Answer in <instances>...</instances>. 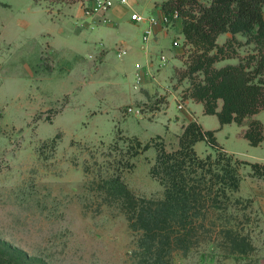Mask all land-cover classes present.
Listing matches in <instances>:
<instances>
[{
  "label": "rangeland",
  "instance_id": "rangeland-1",
  "mask_svg": "<svg viewBox=\"0 0 264 264\" xmlns=\"http://www.w3.org/2000/svg\"><path fill=\"white\" fill-rule=\"evenodd\" d=\"M74 1L39 3L64 20ZM209 2L157 0L167 10L177 7L181 18L159 30L165 39H154L159 46L143 63L130 53L118 59L116 46L79 56L65 34L58 51L28 65L27 79L0 81V264H264V163L236 166L224 158L237 170V190L228 181L206 183L211 199L189 211L193 224L183 230L171 221L164 238L156 229L148 242L137 222L163 195L154 171L158 149H178L188 112L194 117L204 106L194 94L210 69L252 67L264 55L246 36L207 28L185 41V21L197 19ZM13 15V6H0V23ZM173 39L180 48L171 46ZM148 63L153 71L136 83ZM255 115L237 124L243 137L250 131L264 137ZM208 148L195 152L211 155L216 169L225 154Z\"/></svg>",
  "mask_w": 264,
  "mask_h": 264
},
{
  "label": "trees",
  "instance_id": "trees-1",
  "mask_svg": "<svg viewBox=\"0 0 264 264\" xmlns=\"http://www.w3.org/2000/svg\"><path fill=\"white\" fill-rule=\"evenodd\" d=\"M39 1L33 0L35 3ZM76 1L79 0L74 2ZM175 9L178 10L177 7L167 10L166 5L160 6L161 12L169 13ZM200 12L197 19L185 21L181 29L185 41H194L196 36L205 34L207 28L212 34L229 32L232 37L236 34L246 36L249 42L258 46L259 53L263 51L264 0H210ZM208 61L209 67L214 60L208 57ZM207 66L199 63L198 67L206 70ZM248 68L251 70L246 71ZM210 72L213 74L206 76L204 85L198 86L194 97L204 101V114L217 116L221 126L232 122L241 124L244 117L258 114L261 109H264V79L258 78L264 76V55L256 59L252 67L247 62L245 66H226L218 71L210 69ZM218 99L222 101L220 107L216 106ZM253 124L251 122L250 125ZM260 126L263 129L261 123ZM214 133V131H205L199 124L190 121L179 137L178 149L170 153L162 147L158 149L154 171L156 178L164 187L163 195L158 203L154 204L155 207L150 205L143 208L137 220L144 229L148 242L155 240L156 229L160 230L159 238H164L165 228L171 221L182 230L188 224L190 226L193 224L189 220V211L195 209V205L211 199L213 187L206 186V183L211 186L228 181L232 192L237 190L240 181L237 170L232 169L231 165L227 167L222 164L224 158H228L225 159L228 163L233 160L236 166L242 164L254 167L253 164L227 154L216 142ZM258 136L256 139L250 131L244 138L250 145L258 146L264 140L262 133ZM200 141L206 142L210 148L225 154L218 156L216 162L218 168L214 169L213 165L208 164L212 159L211 155L203 159L198 157L194 145ZM125 194L129 198V193L125 192ZM132 212L134 213L133 210ZM128 220L131 227L136 228L131 211H129Z\"/></svg>",
  "mask_w": 264,
  "mask_h": 264
},
{
  "label": "crops",
  "instance_id": "crops-1",
  "mask_svg": "<svg viewBox=\"0 0 264 264\" xmlns=\"http://www.w3.org/2000/svg\"><path fill=\"white\" fill-rule=\"evenodd\" d=\"M128 3V6H114L103 17L86 18L83 9L90 6L92 0H79L67 9L62 20L59 19L60 16H53L44 4L33 0H0L2 8H15V15L0 23V81L6 85L7 80L27 79L28 65L37 63L49 49L58 51L65 34L71 45L68 50L79 56H90L91 49L95 46L106 51L116 46L117 49L125 48L127 54H133L143 63L142 59L148 58L159 46L154 39L163 35V32L156 29L150 42L145 45L142 42L145 24L132 21L130 15L138 13L143 18L159 15V5L157 0H128ZM153 68L149 63L143 66L142 73L140 72L142 79ZM260 114L261 112L254 117L264 127L263 121L258 119ZM186 120V124L194 121L203 130L214 131L216 142L234 158L250 164L264 163V143L250 145L242 135L244 127L234 122L221 126L217 116L204 114L202 105L197 106L194 117L188 112ZM208 147L206 142L200 141L194 145V150H205Z\"/></svg>",
  "mask_w": 264,
  "mask_h": 264
},
{
  "label": "built area",
  "instance_id": "built-area-1",
  "mask_svg": "<svg viewBox=\"0 0 264 264\" xmlns=\"http://www.w3.org/2000/svg\"><path fill=\"white\" fill-rule=\"evenodd\" d=\"M168 1V0H167ZM116 5H123L128 6V0H92V4L88 7H85L83 9V15L86 18H92L94 16H105L109 11ZM158 10L160 12L159 15H151L147 18H143L138 13H133L130 15V19L132 21H139L144 22L145 28L142 33V42L146 45L150 42L153 33L156 29H161L163 31L168 30L171 26H173L175 23L179 22L180 20V12L175 9L169 13L161 12L160 7H158ZM182 43L179 41V39H173L171 41V46L174 48H180ZM127 50L125 48H119L116 52V57L118 59H122L124 56H126ZM151 53V57H152ZM167 62V58L165 55L161 54L159 57V66L165 65ZM136 68H139V66H136ZM136 83H140L142 81V77L140 72H136Z\"/></svg>",
  "mask_w": 264,
  "mask_h": 264
}]
</instances>
